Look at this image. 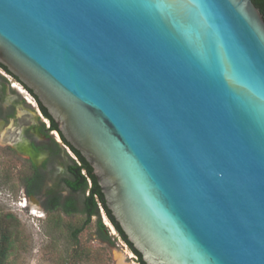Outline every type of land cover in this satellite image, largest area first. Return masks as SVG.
<instances>
[{"label":"water","instance_id":"obj_1","mask_svg":"<svg viewBox=\"0 0 264 264\" xmlns=\"http://www.w3.org/2000/svg\"><path fill=\"white\" fill-rule=\"evenodd\" d=\"M0 64L92 167L147 264H264L252 0H0Z\"/></svg>","mask_w":264,"mask_h":264},{"label":"rangeland","instance_id":"obj_2","mask_svg":"<svg viewBox=\"0 0 264 264\" xmlns=\"http://www.w3.org/2000/svg\"><path fill=\"white\" fill-rule=\"evenodd\" d=\"M0 77H7L3 78L9 83L6 90L17 104L16 119L8 125L11 131L20 129L26 118L32 119L33 123H43L47 129L45 118L39 115L31 99V104L26 100L25 91L20 93L14 87L16 82L1 69ZM13 89L16 93H13ZM8 131L6 129L4 133ZM50 135L60 146V155L49 159L44 169L46 188L32 198L24 193L23 180L31 174L27 162L0 143V215L10 214L17 220L10 222L13 246L6 264H139L128 246L108 226L104 213L101 212V219L114 237L111 241H104L100 237L97 217L86 224V216L81 213V194L73 195L65 186L54 188L56 184L61 185L63 177L68 178L66 167L73 157L52 132ZM54 193L61 197V205L68 198L74 199L78 211L67 214L61 207L49 212L48 199ZM78 229L82 230L74 237Z\"/></svg>","mask_w":264,"mask_h":264},{"label":"trees","instance_id":"obj_3","mask_svg":"<svg viewBox=\"0 0 264 264\" xmlns=\"http://www.w3.org/2000/svg\"><path fill=\"white\" fill-rule=\"evenodd\" d=\"M255 6L260 10L263 18H264V0H252ZM0 68L7 72L8 75H11L14 78L15 82H19V80L13 76L8 69L0 64ZM20 83V82H19ZM24 86V85H23ZM25 87V86H24ZM26 88V87H25ZM29 93L35 98L40 111L50 122V129L53 131H58L63 143L70 148L72 153L77 158V161L71 159L72 166L69 167L70 178L66 180V186L70 189L72 194H81L83 196V209L81 213L86 216V224H89L92 218L97 217V227L98 233L100 237L104 241H111L114 238L108 228L104 225L101 219V212L105 214L108 222L113 226L118 237L128 246L130 251L136 256L139 264H147L142 257V254L134 247V245L129 241L128 237L122 230L119 223L116 221L111 211L108 209L105 201V197L101 191V188L97 182L95 175L93 174V169L86 161V159L81 155L79 151H77L74 147H72L61 134L56 122L48 113L47 109L39 102L38 98L33 94L31 90L26 88ZM58 145V143L55 142ZM85 172V174H84ZM28 179H24L23 182ZM33 181H28L30 185H32ZM29 189V188H28ZM36 192L32 190H28V195H35ZM48 208L47 210L50 212L52 210H58L62 207L63 211L67 214L77 212L78 209L76 207V202L72 198H68L64 205H61V197L58 195H54L49 197L48 199ZM17 221L13 215H0V264H6L7 258L10 255L11 248L13 246V231L11 230L12 224L10 222ZM15 228V227H14ZM82 229H78L74 232V237L81 232Z\"/></svg>","mask_w":264,"mask_h":264},{"label":"flooded vegetation","instance_id":"obj_4","mask_svg":"<svg viewBox=\"0 0 264 264\" xmlns=\"http://www.w3.org/2000/svg\"><path fill=\"white\" fill-rule=\"evenodd\" d=\"M1 70L4 74L8 75L6 71L3 69ZM8 76L14 80L11 75ZM3 78L0 77V143L5 144V149H9L27 162L31 174L30 177L27 178L28 180L26 183L24 181V193L26 196L32 198L34 195H28V190L35 191L37 194L43 193L46 188L44 169L47 167L50 158H53L55 155H60V148L55 144V141H53L50 132H52V135H55L56 133L54 132H57L59 137L60 134L58 131L49 130L50 128L46 129V126L43 123H33V120L28 118H26L27 120L24 121L20 129L16 128L11 131L12 129L9 128L8 125L12 120L16 119L17 104L13 102V96L8 94L6 87L9 86V83ZM2 83H4V85ZM13 93H16L14 89ZM39 115L44 117L40 109ZM6 129L9 131L4 133ZM62 144H64L63 141ZM1 146L2 145H0V148ZM31 151H34L35 154H31ZM72 165L71 162L66 167L67 174L69 175L67 179L70 178L69 167ZM67 179L63 177L60 182L61 185L56 184L54 188H59L60 186L67 187ZM28 181H33L32 185H30ZM67 189L69 188L67 187ZM54 195H56V193L52 194L50 197Z\"/></svg>","mask_w":264,"mask_h":264},{"label":"built area","instance_id":"obj_5","mask_svg":"<svg viewBox=\"0 0 264 264\" xmlns=\"http://www.w3.org/2000/svg\"><path fill=\"white\" fill-rule=\"evenodd\" d=\"M15 84H17V85H19L22 89H24V91H25V98H26V100L29 102L30 100L29 99H31L32 100V102H33V104H35V107L38 109V104H37V102H36V100H35V98L29 93V91L21 84V83H19V82H16ZM30 103V102H29ZM31 104V103H30ZM38 111H39V109H38ZM41 117H42V115H40ZM44 121L46 122V125H47V128L49 129L50 128V122H49V120L48 119H44ZM54 133H56L57 134V132H54ZM59 142V141H58ZM61 144H62V142H60ZM63 146H64V148L67 150V152L73 157V159L74 160H76L77 161V158L75 157V155L72 153V151L68 148V146H66L65 144H62ZM78 162V161H77ZM84 174H85V172H84Z\"/></svg>","mask_w":264,"mask_h":264},{"label":"bare ground","instance_id":"obj_6","mask_svg":"<svg viewBox=\"0 0 264 264\" xmlns=\"http://www.w3.org/2000/svg\"><path fill=\"white\" fill-rule=\"evenodd\" d=\"M14 87L20 92V93H24V89H22L19 85H17V84H14ZM58 138V141L59 142H62L61 141V139H60V137L57 135V134H55ZM10 143V142H9ZM107 224H108V226H110L111 227V224H109V222L107 221L106 222ZM112 228V227H111ZM113 229V228H112ZM113 231L115 232V230L113 229Z\"/></svg>","mask_w":264,"mask_h":264}]
</instances>
